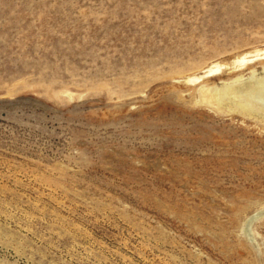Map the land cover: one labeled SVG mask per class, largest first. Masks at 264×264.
Returning <instances> with one entry per match:
<instances>
[{
    "label": "rangeland",
    "instance_id": "rangeland-1",
    "mask_svg": "<svg viewBox=\"0 0 264 264\" xmlns=\"http://www.w3.org/2000/svg\"><path fill=\"white\" fill-rule=\"evenodd\" d=\"M263 82L264 0H0V264H264Z\"/></svg>",
    "mask_w": 264,
    "mask_h": 264
},
{
    "label": "bare ground",
    "instance_id": "bare-ground-1",
    "mask_svg": "<svg viewBox=\"0 0 264 264\" xmlns=\"http://www.w3.org/2000/svg\"><path fill=\"white\" fill-rule=\"evenodd\" d=\"M245 59H246V58L240 60L239 63H244ZM217 69H218V67H213V68L209 69L207 72H205V77L211 75V73H213V72L216 71ZM202 77H204V76H202ZM202 77H199V78H197L196 80L198 81V80H200ZM194 80H195V79H194ZM261 87L264 88V82L261 83ZM241 90H242V89H241ZM248 90H249L248 92H249L250 95L260 93L259 86H255V87L249 88ZM236 92H237V91H236ZM242 94H243V93H242ZM248 96H249V95H248ZM253 96H254V95H253ZM253 96H252V98H254ZM253 101H254V100H253Z\"/></svg>",
    "mask_w": 264,
    "mask_h": 264
}]
</instances>
